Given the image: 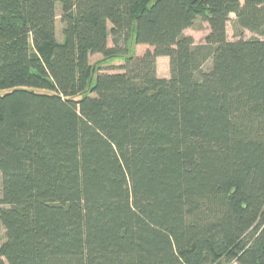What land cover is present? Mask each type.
Returning a JSON list of instances; mask_svg holds the SVG:
<instances>
[{"label":"trees","instance_id":"16d2710c","mask_svg":"<svg viewBox=\"0 0 264 264\" xmlns=\"http://www.w3.org/2000/svg\"><path fill=\"white\" fill-rule=\"evenodd\" d=\"M0 178V264H264V0H0Z\"/></svg>","mask_w":264,"mask_h":264},{"label":"rangeland","instance_id":"374dc122","mask_svg":"<svg viewBox=\"0 0 264 264\" xmlns=\"http://www.w3.org/2000/svg\"><path fill=\"white\" fill-rule=\"evenodd\" d=\"M243 2V0H242ZM61 7H57V21H56V33L59 41H62V28L63 25L60 19ZM210 32V27L207 22L198 20L194 27L185 31L186 36H190L194 39L196 45H202L206 42V37ZM227 35L228 40L231 42L238 41L240 39L251 40V39H263L262 36L252 33L248 30L239 29L236 25V16L231 15L230 21L227 24ZM109 46H112L111 39L109 40ZM130 52L134 53L136 56L143 55L148 49V46L145 45H134V43H129ZM124 63L123 58H117L112 60H104L101 55H94L91 57V64L95 70H101L104 73H118L119 66ZM207 69L210 68V65H206ZM157 73L160 78L168 79L170 77V64L169 59L166 57H160L157 59ZM95 78L93 80V83ZM0 197H1V178H0Z\"/></svg>","mask_w":264,"mask_h":264}]
</instances>
